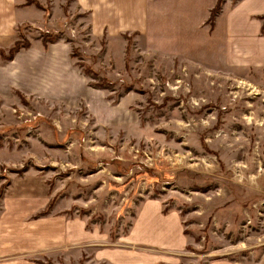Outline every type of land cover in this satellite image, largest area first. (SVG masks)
Returning a JSON list of instances; mask_svg holds the SVG:
<instances>
[{"label": "rangeland", "instance_id": "rangeland-1", "mask_svg": "<svg viewBox=\"0 0 264 264\" xmlns=\"http://www.w3.org/2000/svg\"><path fill=\"white\" fill-rule=\"evenodd\" d=\"M18 1L12 47L29 48L0 94V264H110L111 248L131 264H264V68H237L223 29L241 0L213 24L217 0ZM109 7L147 13L146 29ZM47 221L68 239L19 253L18 225ZM141 221L166 234L134 233Z\"/></svg>", "mask_w": 264, "mask_h": 264}, {"label": "crops", "instance_id": "crops-1", "mask_svg": "<svg viewBox=\"0 0 264 264\" xmlns=\"http://www.w3.org/2000/svg\"><path fill=\"white\" fill-rule=\"evenodd\" d=\"M147 1L148 0H142V1L138 0L139 3L137 5L136 3L134 4V10L138 11L139 10L138 7H140L141 3L145 5ZM80 2L82 3L81 5L83 7H86L89 4L95 5L93 0L92 1L80 0ZM125 5L128 7L127 4ZM106 12L115 13L111 17L113 18L115 17V19L121 21V24L118 25L119 28H124L127 26L130 27L132 24L131 22H135L134 25L139 26L138 28L146 29V25H147L146 22L148 19L147 13H146V19L143 18V21H141V23L138 24L136 20L137 18L141 19L140 13H138V15H134L131 18H129L130 21H123L120 18L121 16H123L121 10L115 11L111 7H109L108 9H106ZM263 14H264V0H241L239 3H237V5H235L231 10H229L228 14L225 16L223 29L225 31V36H226L227 52H229L228 48H231L232 49L231 51L233 52L234 51L237 52L235 64H234L237 68H245V69L251 67L255 69L264 68V36L261 35L262 22L259 19H257L258 16H261ZM19 24H20L19 1L0 0V53H3L4 51L7 52L12 47L14 43L13 37L18 32ZM217 25H218V21H217ZM115 27H116L115 24L113 27L109 26V28L112 29H114ZM220 28H222V26ZM58 47H60V44L59 46L55 44L50 45L47 51L50 54V58L51 56L52 57L57 56L56 52L59 49ZM20 55L21 54H18L15 57V59L12 61L10 71L7 69L8 66L6 67L4 66L3 61L1 59L2 57H0V94L7 93L8 91H10L12 89L11 85H15L19 87L20 84L19 78H21V76L25 77V75H23V72L20 68L14 67ZM58 63L59 66L66 67L67 65L66 56L63 61L59 59ZM166 218L169 220H167ZM164 220H166V222L171 224H179V217L176 216L175 214H171L165 217ZM46 223L47 224L18 225L19 231L21 233L20 236L23 238L25 242H28L30 244L25 249H20L19 253H25L30 255L32 253L49 251L52 249L53 247L52 245L60 244L63 240L68 239V237L70 236L67 224L66 227H64L65 224H56L55 226L56 229L63 228L62 229L63 233H62V231L59 232L56 229H55L56 232H53L52 224H50L51 222L47 221ZM135 224H138V222ZM144 224H150V223H146V219H145ZM139 229H141L143 234L146 233V234L154 235L156 237L158 236L161 237L166 234L162 230H160L159 232L151 230L150 225L143 226L142 221L137 226H135L134 233L138 232ZM22 234H24V236H22ZM84 234L85 233H83L82 230L79 232V235H82V237H79L81 238L80 242L83 241V239L85 238ZM58 236L62 237V239L59 238ZM77 237L75 238L77 239ZM91 238L92 236H89L88 241H92ZM4 244H9V241H6ZM104 250L102 251L103 255L100 257V259L105 260L110 264H131L132 262V260H130V258H127L126 256L123 259H120L115 255V254L125 255L126 252L122 250H115L112 248L110 249L111 252L110 251L105 252ZM0 255H2L3 260L5 259V257H7V255H4L2 253H0ZM128 255L130 256L131 254ZM126 260H128L127 263L125 262ZM9 264H35V263L27 262L19 258V260Z\"/></svg>", "mask_w": 264, "mask_h": 264}, {"label": "trees", "instance_id": "trees-1", "mask_svg": "<svg viewBox=\"0 0 264 264\" xmlns=\"http://www.w3.org/2000/svg\"><path fill=\"white\" fill-rule=\"evenodd\" d=\"M224 2V0H217V2H216V4H215V6H214V8L212 9V11H211V14H210V18H209V22L211 23V24H213L214 23V21H215V19H216V17L218 16V14L220 13V11H221V9H222V3ZM258 19H260V20H264V15H262V16H258ZM45 40H46V42H44L45 43V45L46 44H48V43H54L55 41H54V39L53 38H50L49 37V35L45 38ZM46 47V49H47V45L45 46ZM28 49L29 48V45L28 46H26V45H22V44H20V42H16L15 43V45L12 47V49L10 50L11 52H10V54H9V59L10 60H13L14 59V56L21 50V49ZM75 56H76V54H75Z\"/></svg>", "mask_w": 264, "mask_h": 264}]
</instances>
